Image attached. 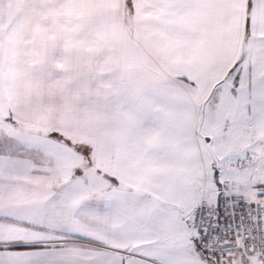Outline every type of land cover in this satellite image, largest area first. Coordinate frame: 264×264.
Listing matches in <instances>:
<instances>
[{"label":"snow or ice","instance_id":"snow-or-ice-1","mask_svg":"<svg viewBox=\"0 0 264 264\" xmlns=\"http://www.w3.org/2000/svg\"><path fill=\"white\" fill-rule=\"evenodd\" d=\"M0 264H264V0H0Z\"/></svg>","mask_w":264,"mask_h":264}]
</instances>
